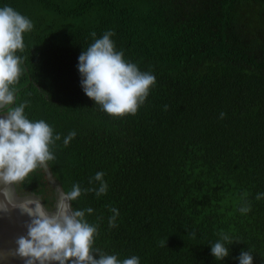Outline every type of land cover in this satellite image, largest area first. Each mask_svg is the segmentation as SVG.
<instances>
[{"label": "trees", "instance_id": "1", "mask_svg": "<svg viewBox=\"0 0 264 264\" xmlns=\"http://www.w3.org/2000/svg\"><path fill=\"white\" fill-rule=\"evenodd\" d=\"M33 23L17 104L61 140L48 163L64 191L105 173L107 194H82L95 248L140 264H264V0H0ZM113 31L116 49L156 77L135 115L113 117L82 87L78 57ZM224 113L221 118L220 114ZM71 131L76 136L64 146ZM52 204L43 168L20 184ZM247 193L251 211L241 214ZM119 211L109 227L110 208ZM233 241L217 261L211 244ZM192 233H195L193 238ZM167 242V243H166ZM163 245V246H162Z\"/></svg>", "mask_w": 264, "mask_h": 264}, {"label": "clouds", "instance_id": "2", "mask_svg": "<svg viewBox=\"0 0 264 264\" xmlns=\"http://www.w3.org/2000/svg\"><path fill=\"white\" fill-rule=\"evenodd\" d=\"M32 29L33 23L28 17L11 6L0 7V194L4 197L0 210L7 212L11 205L30 218L25 224L26 234L15 239L16 247L11 255L21 258L24 264H140L137 256L120 260L116 254L95 248L98 225L86 219V214L91 215L94 210L72 207V202L82 194L92 192L96 197L107 194L103 171L96 172L89 180L90 185L98 183V187L82 188L74 183L68 191L58 189L54 210L46 208L36 197L16 199L15 186L55 160L52 147L61 140L46 121H33L25 115L27 101L17 104L16 85L23 73V58L17 53L24 51V34ZM114 35L109 30L97 38V34L91 32L94 42L79 55L77 68L85 95L104 112L119 118L137 113L155 85L156 77L126 60L124 52L116 49ZM224 115L221 113V118ZM75 136V131L69 132L63 138L64 146ZM247 195L244 194L238 208L241 214L251 211ZM262 198L264 193L255 197ZM110 212L109 227H116L119 211L112 207ZM218 235L219 239L210 245L211 254L222 261L230 254L228 246L239 241L234 242L223 230ZM192 236L195 238V233ZM238 260L239 264H253L251 249L242 250Z\"/></svg>", "mask_w": 264, "mask_h": 264}, {"label": "water", "instance_id": "3", "mask_svg": "<svg viewBox=\"0 0 264 264\" xmlns=\"http://www.w3.org/2000/svg\"><path fill=\"white\" fill-rule=\"evenodd\" d=\"M43 169L48 183L51 185L52 190H54V195L50 196L51 199H53V203L50 206L45 203L44 198L41 195H37L33 192H22L19 185L14 188L15 196L17 200H22L27 197L39 198L46 208L54 210L58 196V189L63 190V188L54 178L49 165ZM3 200L4 197L0 194V201ZM29 220L30 218L22 213L19 208H12L11 205L8 206L7 212L0 210V264H24L21 258L11 255V252L16 247L15 239L20 235L26 234L25 224Z\"/></svg>", "mask_w": 264, "mask_h": 264}, {"label": "flooded vegetation", "instance_id": "4", "mask_svg": "<svg viewBox=\"0 0 264 264\" xmlns=\"http://www.w3.org/2000/svg\"><path fill=\"white\" fill-rule=\"evenodd\" d=\"M54 198V197H53ZM45 201V200H44ZM46 203V202H45ZM47 204V203H46ZM48 206H50V204H47Z\"/></svg>", "mask_w": 264, "mask_h": 264}]
</instances>
